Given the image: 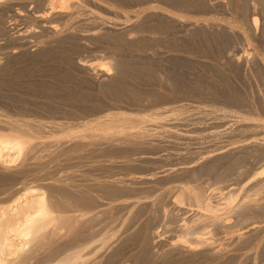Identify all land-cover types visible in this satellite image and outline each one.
I'll list each match as a JSON object with an SVG mask.
<instances>
[{
	"label": "rangeland",
	"instance_id": "obj_1",
	"mask_svg": "<svg viewBox=\"0 0 264 264\" xmlns=\"http://www.w3.org/2000/svg\"><path fill=\"white\" fill-rule=\"evenodd\" d=\"M56 3L0 0V203L54 218L16 263L264 264V0Z\"/></svg>",
	"mask_w": 264,
	"mask_h": 264
},
{
	"label": "bare ground",
	"instance_id": "obj_2",
	"mask_svg": "<svg viewBox=\"0 0 264 264\" xmlns=\"http://www.w3.org/2000/svg\"><path fill=\"white\" fill-rule=\"evenodd\" d=\"M55 1L59 4H52L49 10L62 12L67 0ZM22 145L23 141L19 137L0 136V165L7 162L12 154H19ZM47 204L44 194L37 189L18 193L9 204L0 203V264H15L29 242L42 239L41 234L54 221Z\"/></svg>",
	"mask_w": 264,
	"mask_h": 264
}]
</instances>
